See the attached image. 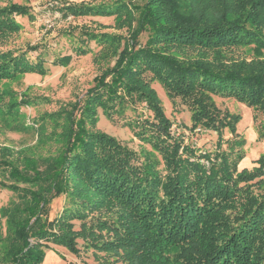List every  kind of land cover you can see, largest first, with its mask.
Returning a JSON list of instances; mask_svg holds the SVG:
<instances>
[{
    "label": "trees",
    "instance_id": "16d2710c",
    "mask_svg": "<svg viewBox=\"0 0 264 264\" xmlns=\"http://www.w3.org/2000/svg\"><path fill=\"white\" fill-rule=\"evenodd\" d=\"M59 9L64 19L111 18L121 33L65 34L75 56L93 55L98 74L82 99L31 125L8 121L38 99L15 102L0 87L2 127L36 135L16 151L0 145V191L12 194L0 207V264H44L52 245L73 256L90 250L97 264H264V155L238 169L241 116L215 101L250 109L264 138V0H115ZM17 16L33 21L25 6L0 5V41L19 33ZM71 60L39 45L0 51V86L43 78ZM153 85L184 106L190 132L215 135L212 151L171 134ZM101 116L121 121L149 151L137 153L97 129ZM60 197L65 205L50 219Z\"/></svg>",
    "mask_w": 264,
    "mask_h": 264
},
{
    "label": "rangeland",
    "instance_id": "374dc122",
    "mask_svg": "<svg viewBox=\"0 0 264 264\" xmlns=\"http://www.w3.org/2000/svg\"><path fill=\"white\" fill-rule=\"evenodd\" d=\"M8 0H0L3 5ZM10 2L29 8L33 21L27 17L17 16L16 22L20 25V31L16 35L8 37L6 41H0V51H24L27 47L39 45L44 46L50 52H60L61 54H71L72 60L66 67H51L47 76L41 78L38 75H27L23 79L14 83H7L0 87L9 90L15 102L21 98H36L46 101H38L34 106H20L16 108L17 117L10 118L9 124L31 125L32 120L39 117L43 112H54L59 106L68 102L82 99L84 93L93 84L94 77L98 74L97 66L92 61V54L84 57H77L68 48V39L65 34H77L80 31L92 30L94 32L121 33L114 29L113 19L102 18H79L66 19L61 17L60 9L65 4H110L115 0H9ZM72 36V38H74ZM71 38V39H72ZM142 41V39H141ZM93 48V45H90ZM36 53H31L34 57ZM153 88L163 104L166 115L173 125L171 134L180 138L184 145H189L194 149L202 147L203 150H213L215 135L209 132H190L189 113L180 103L171 104L165 97L163 91L156 85ZM216 104L224 109L228 107L241 116L237 129L241 137L245 139L243 147L245 158L239 164L238 169L251 168L253 162L264 155V138L258 139L253 114L250 109L239 103L230 100H218ZM143 110V109H141ZM97 129L117 138L121 143L135 150L137 153L149 151V147L140 143L133 137L132 132L121 124V121L110 123L106 118L100 117ZM230 138L227 131L224 132V139ZM36 135L31 131L24 133H11L7 128L2 127L0 121V145L12 148L14 151L35 143ZM225 148V145H223ZM208 167V163L201 161ZM12 194L7 191H0V207L5 205ZM65 205L64 197L54 200L50 205L49 218L53 219L60 214ZM44 264H97L92 251L80 249L77 256L71 255L65 249L51 246V250L46 253Z\"/></svg>",
    "mask_w": 264,
    "mask_h": 264
}]
</instances>
